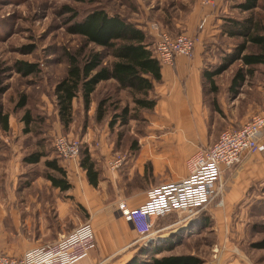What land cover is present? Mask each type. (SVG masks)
Returning a JSON list of instances; mask_svg holds the SVG:
<instances>
[{"label":"rangeland","instance_id":"374dc122","mask_svg":"<svg viewBox=\"0 0 264 264\" xmlns=\"http://www.w3.org/2000/svg\"><path fill=\"white\" fill-rule=\"evenodd\" d=\"M96 1L106 7L110 13L124 14L130 21L146 30L152 40L153 49L156 42V31L151 27L152 25H157L158 29L166 31L170 37L186 33L176 27L177 22L186 19L195 5L202 6L201 0ZM65 5L77 9L79 17L84 16L92 7L88 2L79 3L73 0H0V112L8 113L10 127L9 131H4L0 127V198L4 197L9 200L8 197L12 193H18L19 189L21 194L28 193V190L23 189L24 185L21 181L19 183L21 187L13 186L12 175L16 174L14 172L12 174L11 167L7 165L8 157L17 158L21 170H24L22 172L25 174L19 177L20 180L26 179L24 177L27 173L30 176L34 175L41 182V185L36 186V192L46 193L49 185L44 184L43 181L47 179L45 173L48 170L43 160L36 165H26L24 157L31 152L38 151L43 137H45L43 140L45 150L49 153L54 149L52 153L55 155L57 154L54 148V138L57 135L79 139L81 145L83 144L89 150L91 156L94 154L95 158L92 157L101 170L102 184L92 188L89 194L85 189L81 190L83 193L81 200L84 206L70 197L72 200L68 208L69 228H76L83 223L90 222L93 226L95 225L97 240L103 238L111 242V238H115L114 242H116L117 232L109 234L108 229L115 227L123 231V225H127L117 210L120 193H128L131 196L139 193L137 187L142 185L143 180L138 177L136 167L133 169L134 176L130 175L132 177L129 178L132 170L128 169L119 172L118 177L120 178L114 180L111 172L113 170L109 168L108 163V160L112 158L107 160L106 154L102 155V150L107 152L112 147V156L126 157L124 165L131 163L133 150L139 149L137 133L143 129L156 127L152 120L143 117L144 114H140L138 118L131 116L125 124L118 120L112 128L109 126V119L113 115L120 114L121 110L126 107L130 109V114L134 115V103L130 93L119 88L115 80L103 82L98 86L89 111L84 110L82 99H76L74 103L75 121L66 129L61 124L55 105L54 86L67 72L69 66L67 53L87 54L92 49L101 50L93 44L86 43L81 36L68 31L67 23L72 14L65 12ZM251 16L255 19L262 18L264 21V0H259L258 7L253 12H242L238 8H230L225 19L227 21L230 19L243 20ZM241 41L242 38L226 39L225 42H229L233 50L234 45ZM223 53H226L224 49L219 50L218 55L215 54L216 59L218 58L217 63L222 62ZM104 54L107 62L113 60L111 52L106 50ZM20 62L35 65L37 71L25 75L18 70ZM242 67L240 60L223 67L220 74L215 77L216 92L212 91L209 82L204 79L205 105L209 115L211 135L213 134L212 139H208L209 142L214 141L224 129L231 125H238L241 118L246 119L251 114L255 102L264 105V94L257 90L259 81L264 82V68L256 70L252 76L247 77L246 84L238 87L236 93L230 90L234 75ZM23 96H26L27 106L21 108L19 104ZM101 100L108 101V114L102 122H97L96 109ZM263 105H260L261 108L264 107ZM27 109L32 111L34 116H41L44 119V123L34 124L33 131L30 133L24 132L25 125L22 121ZM153 119L155 121V118ZM39 128L42 132L36 130ZM89 129L104 131V137L99 141L95 138L87 141ZM107 131L110 132L107 133ZM134 141L137 142L136 148H132ZM203 143L207 146V138L203 140ZM16 146L20 154L18 152L14 154L13 147ZM98 155L102 158L99 161L96 160ZM129 183L130 186H128ZM50 190L54 193L52 189ZM96 207L100 209L98 213L95 212ZM199 214L200 216L207 215L209 219L204 228L198 232L191 230L194 223L189 224V219L184 220V213L172 214L157 221L155 229L170 225L157 235L166 238L167 235L176 233V236L167 241V246L172 245L168 248L171 250H166L159 256L195 255L202 259L201 264H264V247H256L257 244L264 243V186L258 189L253 188L247 193V197L237 203L225 201L224 206H217L213 202L207 210ZM187 227H190L188 231ZM126 234L127 232H124L123 237H120L117 242L123 241ZM6 236L11 238L10 234ZM138 238L113 256L116 261L108 259L102 262L98 258L93 264H122L127 255L129 253L133 255L140 245L151 249L153 245L163 243V239H158V242L145 244L146 241ZM96 251L97 249L93 250L91 255ZM149 257L142 258L147 261Z\"/></svg>","mask_w":264,"mask_h":264},{"label":"crops","instance_id":"0c3cea01","mask_svg":"<svg viewBox=\"0 0 264 264\" xmlns=\"http://www.w3.org/2000/svg\"><path fill=\"white\" fill-rule=\"evenodd\" d=\"M238 3L241 2L239 0H216L213 6L202 7L197 4L186 19L177 22L176 27L179 30L196 39L194 53L192 57L177 56L173 65L161 66V81L155 83L154 91L151 93V96L157 100L156 106L152 111L141 113L144 114V118L152 120L156 128L139 131L137 133L139 149L133 150V157L130 159L133 163L130 161L131 163L128 162L119 169L111 171L115 180L120 178L118 177L119 172L132 170L129 173L130 178L134 176L133 169L136 167L138 177L143 180L142 187H137L139 193L133 196L121 192L119 201H125L131 207L141 205L147 200V192L151 188L187 176L189 174L188 159L204 147L203 140L207 138V146H209L218 138L219 135L212 142L208 140L212 139L213 134L211 135L209 115L205 105L203 73L213 72L220 67L222 62L217 63L218 58L216 59L215 56L219 50L226 51L222 54L223 57L230 51L232 52V46L229 42H225L228 39L224 33L225 15ZM246 82L247 80L244 84ZM257 90L264 94V82L259 81ZM260 105L263 104L255 102L251 114L246 119L241 118L238 125H231V127L240 126L253 113L264 108ZM104 134V131L89 129L86 140L90 141L95 138L99 141ZM16 148L17 146L13 147L14 154H20L19 149ZM111 148L107 152L102 150V155L106 154L107 160L114 157ZM92 156L94 157V154ZM97 157L96 160L99 161L101 156ZM49 159H57L58 164L65 170L71 184L69 190L62 191L58 187H53L52 182L45 179L44 184L49 185L47 191L50 192L52 189L54 193L36 192L35 188L41 185V182L29 173L24 177L26 179L20 180L19 177L25 173L21 170L17 158L14 156L7 158L8 167H11L12 174L13 172L16 174L12 175L13 186L19 188L21 181L24 185L23 189L28 190V193L21 194L19 189L18 193H12L8 197L9 200L4 197L0 198V252L20 256L29 248L53 243L74 229V227L70 229L68 223L70 202L73 199L84 206L81 200L83 194L81 190L85 189L89 194L95 187L89 184L86 172L79 162L72 159H61L53 153L49 155ZM42 160L44 163L45 158ZM224 180L226 181L224 200L233 203L242 201L253 188L263 187L264 151L249 155L231 170H226ZM99 184L102 182L100 181ZM130 185L129 183L128 186ZM99 210L96 207L95 212L98 213ZM126 223L127 225H123V231L115 227L108 229L109 234L117 232L116 242H114L115 238H111V242L103 238L97 240L96 253L93 252L89 259L79 264H93L98 258L102 262L108 259L116 261L113 256L139 237L133 226L127 221ZM93 228L95 231V225ZM161 228L163 229L160 232L164 231L167 226ZM124 232H127L124 240L117 242L120 237H123ZM7 234H10L11 238L6 236ZM118 234L120 236H117ZM129 255L130 253L124 262L132 256Z\"/></svg>","mask_w":264,"mask_h":264},{"label":"trees","instance_id":"16d2710c","mask_svg":"<svg viewBox=\"0 0 264 264\" xmlns=\"http://www.w3.org/2000/svg\"><path fill=\"white\" fill-rule=\"evenodd\" d=\"M79 3L88 2L92 5L91 9L82 17L79 11L70 5H65V12L72 15L68 21V31L72 34L81 36L86 43L93 44L101 50H90L87 54L67 53L69 66L65 76L54 86L55 105L58 118L64 128L70 127L75 121L76 108L75 100L82 99L85 111L90 110L94 94L98 86L106 81L115 80L122 90L130 93L134 103V115L130 114L128 107L122 109L120 114L113 115L108 123L112 128L116 121L120 120L123 124L128 122L131 116L138 118L142 111H152L157 103L156 98L151 96L156 82L161 81V64L154 54L152 40L142 27L130 21L124 14L119 12L110 13L106 7L98 4L96 0H73ZM259 0H243L235 8L242 12H253L258 7ZM228 19V18H227ZM226 21L224 33L229 40L240 39L242 41L235 44L232 52L227 53L222 60V65L210 73L205 71L203 76L209 82L213 92L217 91L215 77L220 74L223 67L234 61L240 60L242 66L234 75L230 90L237 92L238 87L244 84L247 77L252 76L257 69L264 68V21L262 18L254 17L243 20L230 19ZM111 52L113 60L106 61L104 51ZM248 51V52H247ZM20 72L30 75L37 71L35 65L27 62H20L18 67ZM21 108L27 106L26 96H23L19 104ZM108 114V101L101 100L96 109L95 119L102 122ZM25 125L24 132L33 131L34 124L44 123L43 117H36L32 111L27 109L22 118ZM0 127L4 131H9V115L0 112ZM42 132V129H36ZM44 138L40 141L38 151L31 152L24 157L26 164H39L43 158L44 166L48 170L45 177L52 182L53 187H58L62 191L71 188L65 170L58 164L57 159H49V155L54 152H47L44 148ZM137 147V142H133V147ZM79 163L86 172L89 184L98 187L101 181V170L98 163L93 159L89 150L80 145ZM205 214V213H204ZM209 217L198 215L191 219L189 224L195 232L204 228ZM161 220V219H160ZM165 226V225H163ZM190 226V225H189ZM190 227H187L188 231ZM176 236L171 233L163 237L162 245H153L148 249L144 245L137 247L136 252L122 264H201L202 259L195 255H162L164 251L172 245L167 246V241ZM169 244L171 242H168ZM164 244V245H163ZM256 247H264V243L257 244ZM135 251V250H134ZM150 256L149 260L144 261L142 257Z\"/></svg>","mask_w":264,"mask_h":264},{"label":"built area","instance_id":"2783aa9c","mask_svg":"<svg viewBox=\"0 0 264 264\" xmlns=\"http://www.w3.org/2000/svg\"><path fill=\"white\" fill-rule=\"evenodd\" d=\"M216 0H201L202 6H213ZM156 31L154 54L161 65H173L177 56L192 57L196 39L187 33L175 37L151 26ZM79 139L65 135L54 138L56 154L61 159L79 160ZM264 151V108L253 113L238 127L220 132L209 146L201 147L187 162L189 174L178 180L151 188L147 200L138 206L119 201L117 210L132 224L139 240L152 243L162 240L157 235L163 228L155 229L160 218L184 213V220L191 221L201 211L214 203L224 206V173L240 164L247 156ZM126 157L108 160L109 168L118 169ZM167 227H170L167 226ZM97 249L93 225L83 223L57 241L27 249L20 256L0 252V264H79L90 258Z\"/></svg>","mask_w":264,"mask_h":264},{"label":"water","instance_id":"95a60500","mask_svg":"<svg viewBox=\"0 0 264 264\" xmlns=\"http://www.w3.org/2000/svg\"><path fill=\"white\" fill-rule=\"evenodd\" d=\"M131 224V223H130ZM132 225V224H131Z\"/></svg>","mask_w":264,"mask_h":264}]
</instances>
